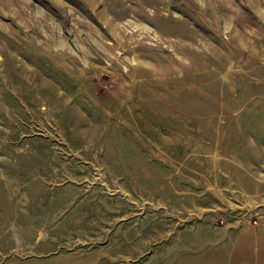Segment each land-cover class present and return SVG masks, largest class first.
<instances>
[{"label": "rangeland", "instance_id": "1", "mask_svg": "<svg viewBox=\"0 0 264 264\" xmlns=\"http://www.w3.org/2000/svg\"><path fill=\"white\" fill-rule=\"evenodd\" d=\"M0 264H264V0H0Z\"/></svg>", "mask_w": 264, "mask_h": 264}]
</instances>
